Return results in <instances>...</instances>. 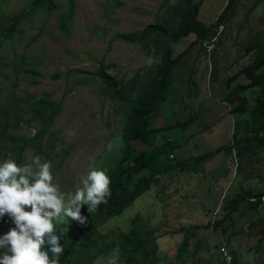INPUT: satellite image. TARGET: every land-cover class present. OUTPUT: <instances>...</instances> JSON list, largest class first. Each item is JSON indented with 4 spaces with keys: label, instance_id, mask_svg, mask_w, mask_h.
Returning <instances> with one entry per match:
<instances>
[{
    "label": "rangeland",
    "instance_id": "rangeland-1",
    "mask_svg": "<svg viewBox=\"0 0 264 264\" xmlns=\"http://www.w3.org/2000/svg\"><path fill=\"white\" fill-rule=\"evenodd\" d=\"M75 1L70 33L60 27L66 0L46 2L31 21L9 33L11 23L36 0H0V108L5 113L0 119L12 126L8 133L23 144L39 132L27 99L50 96L61 104L53 138H45L39 154L28 149L20 164L34 155L51 161L62 190L73 193L92 166L111 178L134 148L149 152L175 144L164 161L177 167L123 214L100 225V234L112 243L118 230L149 233L155 252L149 247L131 264H226L225 253L233 264H264V139L240 136L233 143L235 123L250 119L257 98L264 100V0ZM191 18L205 26H198L197 34L174 40L159 31L142 35L151 26L167 27L170 34L185 30ZM166 49L173 65L163 74L155 68ZM103 63L116 82L124 83L131 102L159 93L143 123L141 135L149 134L143 144L122 143L133 111L99 79ZM150 78L169 85L157 88ZM238 107L247 113H235ZM13 112L22 118L19 125H13L19 118ZM229 144L231 150L218 153ZM10 154L16 160V147ZM209 154L216 155L200 159ZM81 210L88 217L95 212L86 205ZM10 227L5 215L0 235ZM80 227L66 218L56 231L68 228L66 235L74 237ZM183 244L187 250L178 256ZM122 251H109L94 264H108L114 253L116 264H126Z\"/></svg>",
    "mask_w": 264,
    "mask_h": 264
},
{
    "label": "trees",
    "instance_id": "trees-1",
    "mask_svg": "<svg viewBox=\"0 0 264 264\" xmlns=\"http://www.w3.org/2000/svg\"><path fill=\"white\" fill-rule=\"evenodd\" d=\"M49 1L50 0H36V3L30 10L25 12L20 19L15 20L13 24L11 23L8 32H17L21 23L24 21H31L35 17L39 7ZM66 2L69 7L60 18V27L64 32L70 33L71 21L76 12V1L66 0ZM171 15L175 16L176 13L172 10ZM198 26L201 28L205 27L197 19L191 18L186 24L185 30L181 29L179 32L170 34L167 27L151 26L148 28V31H144L142 35L146 37L152 32L159 31L160 34L166 35L170 40H174L181 38L187 33H196ZM160 55V61L155 69L162 70L164 74L168 72V70H171L173 60L171 59L170 61L171 53L169 49H166L165 52L162 51ZM97 75H99V79L105 83L107 88H113L114 96L117 100L130 103L129 110L133 111L123 131L122 143L127 142L128 145L130 143L143 144L144 137H147V135L149 136L147 133L143 134L144 136L141 135L144 128L143 123L151 114L153 104L159 100V93L157 91L147 92L131 102L123 93L125 90L124 83L116 82L115 79L106 72L104 63L97 72ZM150 81H152L157 88H161L162 85L164 87H168L169 85L168 81L165 82V79L162 78H150ZM130 83L134 85L133 81ZM26 107L28 108L29 115L33 119V122H37L40 125V130L32 139L25 140L26 142L23 144H19L18 139L14 135L8 133V128L12 126H8L9 124L5 120L0 119V158H7L11 148L16 147V161L18 164L21 163V158L28 149H33L38 154L42 152L45 138L48 135L49 139L53 138V133L50 132L56 117L61 111V104L51 100L50 96L44 99H27ZM234 112L238 114L247 113L244 107H238L234 109ZM0 113L5 115L2 108H0ZM13 114L19 117L17 113L13 112ZM21 120L22 118L19 117L15 120L13 125H19ZM240 136H242V140L249 138L252 140L264 139V100L261 97L257 98V105L250 113V119L235 123L233 143L237 142ZM5 143L9 144V149L3 146ZM238 144L239 143H236V145ZM230 145L231 144L220 148L218 153L231 150ZM176 149L177 146L171 143H165L159 148H154L149 152L137 151L134 148V151L132 150V152L129 153L127 158L118 166L111 177L110 187L112 195L108 199L107 204H101L91 217L86 216V213H83L81 210V214L88 218L87 223L81 225L78 233L74 237H69L66 233L64 234L61 243L64 246L65 253L60 257V264H94L101 255L117 248L123 249L122 252L127 256L126 264H131L136 256H139V254L143 252L147 253L150 249L149 247L155 252L153 248L155 239L148 238L149 233L132 231L129 234H124V232L118 230L121 232L120 235L114 242L108 243L106 242L107 237L100 234L98 227L106 223L109 219L123 214L138 198L151 190L153 184L162 176L175 169L177 166L165 162L164 156L169 158ZM215 155L216 154L210 156L209 154L200 159L206 160ZM235 205L236 203H233L232 207L234 208ZM226 217L227 216H224L222 220L224 221ZM62 230L63 229H58L57 232L59 233ZM113 233L114 232H110V234ZM184 250H187L185 244L179 248L178 256H181L185 252Z\"/></svg>",
    "mask_w": 264,
    "mask_h": 264
},
{
    "label": "clouds",
    "instance_id": "clouds-1",
    "mask_svg": "<svg viewBox=\"0 0 264 264\" xmlns=\"http://www.w3.org/2000/svg\"><path fill=\"white\" fill-rule=\"evenodd\" d=\"M53 169V163L40 155L24 164L11 154L0 160V219L7 215L14 225L0 235V264H60L65 253L61 240L68 228L58 233L56 224L68 218L85 225L88 218L81 214L82 207L94 212L112 195L111 178L103 169L90 167L73 193L62 190ZM117 259L114 253L108 264ZM225 259L231 264L227 253Z\"/></svg>",
    "mask_w": 264,
    "mask_h": 264
},
{
    "label": "built area",
    "instance_id": "built-area-1",
    "mask_svg": "<svg viewBox=\"0 0 264 264\" xmlns=\"http://www.w3.org/2000/svg\"><path fill=\"white\" fill-rule=\"evenodd\" d=\"M171 157H173V156H171ZM232 264V263H231Z\"/></svg>",
    "mask_w": 264,
    "mask_h": 264
}]
</instances>
